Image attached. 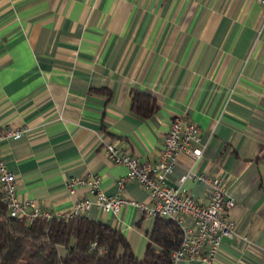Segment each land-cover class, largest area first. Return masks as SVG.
Segmentation results:
<instances>
[{
	"label": "crops",
	"instance_id": "crops-1",
	"mask_svg": "<svg viewBox=\"0 0 264 264\" xmlns=\"http://www.w3.org/2000/svg\"><path fill=\"white\" fill-rule=\"evenodd\" d=\"M133 90L152 95L148 117L130 110ZM200 127L202 155L184 151L167 177L186 171L221 176L233 232L213 264H264V6L258 0H0V157L20 198L64 211L86 186L63 181L92 173L107 194L127 173L111 161L112 143L154 163L172 116ZM187 192L207 203L204 181ZM126 199L152 203L127 180ZM83 214L120 230L142 256L154 218L131 204ZM184 224L193 220L184 216ZM176 264H205L196 257Z\"/></svg>",
	"mask_w": 264,
	"mask_h": 264
},
{
	"label": "built area",
	"instance_id": "built-area-1",
	"mask_svg": "<svg viewBox=\"0 0 264 264\" xmlns=\"http://www.w3.org/2000/svg\"><path fill=\"white\" fill-rule=\"evenodd\" d=\"M264 6V0H258ZM25 131L22 126L7 127L0 132V141L8 137H18ZM201 141L200 127L195 122L180 115L170 119L169 128L164 135L163 146L156 162L140 160L127 151L119 149L112 143L105 144V154L113 162L124 164L127 168L125 176L117 180L118 192L107 194L100 187L99 178L92 174L66 178L64 188L70 194L80 187H88L93 197H83L76 200L71 208L53 212L39 208L33 200L20 198L16 192L15 177L0 157V189L2 199L10 216L31 224L36 218L49 220L51 218L68 219L83 214L95 205L104 211L116 212L123 204H131L141 214L150 217H170L182 228V239L178 248L171 253L173 264L185 259L198 257L205 264H213L220 251L223 237H230L234 222L228 215V209L233 206L231 197H226V187L221 176H207L203 173L186 171L177 184L167 183V177L176 165L177 155L184 151L194 159L202 155V148L194 143ZM204 181L209 187V200L200 203L186 190V180ZM127 180H134L149 192L152 203L126 199L121 190ZM184 216L193 220L192 226L184 224ZM95 241L90 243L93 248ZM105 248H100L103 253Z\"/></svg>",
	"mask_w": 264,
	"mask_h": 264
},
{
	"label": "trees",
	"instance_id": "trees-1",
	"mask_svg": "<svg viewBox=\"0 0 264 264\" xmlns=\"http://www.w3.org/2000/svg\"><path fill=\"white\" fill-rule=\"evenodd\" d=\"M157 108L152 95L132 91V112L145 118ZM181 239L177 221L156 216L140 257L120 230L85 214L68 219L36 218L24 224L8 214L0 189V264H173L171 253ZM100 248H105L103 253Z\"/></svg>",
	"mask_w": 264,
	"mask_h": 264
}]
</instances>
